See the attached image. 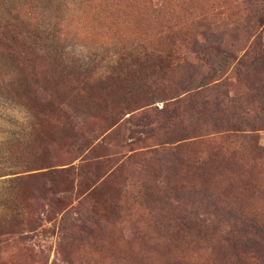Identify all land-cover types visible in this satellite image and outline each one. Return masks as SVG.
<instances>
[{
  "label": "rangeland",
  "instance_id": "rangeland-1",
  "mask_svg": "<svg viewBox=\"0 0 264 264\" xmlns=\"http://www.w3.org/2000/svg\"><path fill=\"white\" fill-rule=\"evenodd\" d=\"M262 62L264 0H0V170L61 171L0 176V264H264Z\"/></svg>",
  "mask_w": 264,
  "mask_h": 264
},
{
  "label": "trees",
  "instance_id": "trees-1",
  "mask_svg": "<svg viewBox=\"0 0 264 264\" xmlns=\"http://www.w3.org/2000/svg\"><path fill=\"white\" fill-rule=\"evenodd\" d=\"M195 45H199V42L197 40L194 41ZM225 55L227 56H232L233 57V53L229 50H225L224 51ZM216 56H220V54H216ZM224 58V56L222 57ZM188 63H186L188 66H191L192 68H196L197 66L193 63H190L189 61H186ZM243 62L240 60L238 66H242ZM226 64H218L219 67L224 68ZM262 65L264 66V62H262V64L259 65H255L252 68H248L249 70H253L255 71L257 74H264V71L260 70L262 67ZM259 67V70H257L256 68ZM175 68H178L175 67ZM207 83H205L204 85H206ZM224 83H220V84H216L213 85V88H215V90L219 93L221 88L224 86ZM240 99L237 97H231L228 93H226V96L221 97L219 96V100L217 101V106L219 108V110L222 112L224 111L226 114L232 115L233 116V112H232V108L233 105ZM199 113V112H198ZM218 121H215L214 124L217 125ZM220 123H225L224 125H249L251 127H255L256 122L248 117H246V115L243 113V111H236L235 117H228L224 120H221ZM254 128H251V133H249V136L254 139L255 134H253L252 132L254 131ZM36 139L31 138V142L29 141L26 146L23 144L24 142H20L17 144H13L16 145L15 147L17 149H19V144H22L23 146V150L27 148V153H31L30 157H28V159L26 160H21L19 159L15 164L16 165H21L23 166V168H21V170L19 171H14V172H5V170H0V176H11L9 177V182H14V181H18V182H27L28 186L22 190V193L20 195V203L22 202H27L28 204L25 205L26 207L31 206L30 202L33 200H50L51 204H49L51 207H53V203L56 202V198H55V194H53L56 190V186H54V182H52L53 177H55L57 174H60L61 171L56 170L55 168H53L52 165H50L47 160H44V158H42L43 154L48 155L46 152H49V146L51 145V141L48 143L47 139L43 138V135L41 132H37L36 133ZM28 147H30L28 149ZM2 167V166H0ZM15 175V176H13ZM14 199H18L14 198ZM7 201H11V199H8ZM7 202V203H9ZM38 203V202H37ZM57 218V216L55 217ZM14 220L11 221H5V223L3 225L0 226V228L2 229H6V230H2L1 235L2 234H7L10 238V240H12V238L14 237V235L17 233L16 230H13L12 227L16 225V223L13 224ZM37 221L35 218H33V222ZM30 223V221H29Z\"/></svg>",
  "mask_w": 264,
  "mask_h": 264
}]
</instances>
